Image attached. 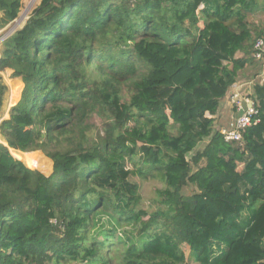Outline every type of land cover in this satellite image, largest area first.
I'll list each match as a JSON object with an SVG mask.
<instances>
[{"label":"trees","instance_id":"trees-1","mask_svg":"<svg viewBox=\"0 0 264 264\" xmlns=\"http://www.w3.org/2000/svg\"><path fill=\"white\" fill-rule=\"evenodd\" d=\"M23 1L0 0V28ZM258 5L39 1L1 45L0 264H184L182 243L197 264H264V84L241 141L207 115L241 70L261 67L248 21ZM7 70L24 84L9 118ZM94 114L103 124L92 143L53 150L85 136ZM155 173L165 207L143 220L130 177Z\"/></svg>","mask_w":264,"mask_h":264},{"label":"rangeland","instance_id":"rangeland-1","mask_svg":"<svg viewBox=\"0 0 264 264\" xmlns=\"http://www.w3.org/2000/svg\"><path fill=\"white\" fill-rule=\"evenodd\" d=\"M258 1H259V5L256 8V10L253 13L249 14L248 16L249 27L253 35L252 37L253 41L258 37L264 38V0H258ZM37 4H38V0H24L21 10L19 12V16L25 17V16L30 15L31 11ZM200 25L202 26V23ZM232 26L236 28L234 25ZM1 45H0V53H1ZM241 56H243V52L238 53V57H241ZM252 67L255 69V72L251 76V78L255 77L261 70V67L258 63L253 64ZM1 74L3 76L4 82L9 87L8 91L5 94V100L2 105V111L4 113L5 118H9L11 107L17 104L22 97L24 84L20 78L12 77L11 70L3 71L1 72ZM130 90L131 89L128 87L124 88L123 95L127 100L129 99ZM216 119H215L216 121L215 128L220 129V130L222 128H228L229 123L231 122L229 119L227 122L221 123L219 118H216ZM102 124H103L102 117L98 114H94L92 117L86 119L85 123L82 126V130L85 133V136H79V132H77L76 135L71 136L70 138H63V143L59 145L58 147H53V150L57 148H60V150L74 148L75 142L81 141V140H85L87 144L92 143L94 141L93 139L96 138L98 133L102 131ZM174 133H176L175 130H174ZM3 141L4 140L1 138V135H0V142L3 143ZM207 141L208 139H204L203 141H201L197 145L195 150L188 155V159L190 161L192 160V156L197 151H200L204 148ZM29 152L34 153V154H39L43 156L45 160H48L49 164L51 163V167H49V169L43 173L47 176L52 174L53 160L50 157H48L45 152L41 150H34V151H29ZM128 167L130 169H134L135 165L133 162L129 161ZM130 180L139 185V193L141 196V200L137 208L145 209L148 212V214H146L143 217V220L150 219L151 215H153L156 211L165 207L162 203V196L158 194V191L161 189H164L166 185H165L164 179L160 175H158V173H155L152 176H149L148 178H143L138 175H132L130 177ZM195 191H196V186L192 184H189L183 190L185 194H189V195L193 194ZM126 229H128V227H126ZM120 230L123 232V228H120ZM182 248L186 254V261L184 264H197L194 261V259L190 257L189 246L186 243H182ZM115 261L117 262V259H115Z\"/></svg>","mask_w":264,"mask_h":264},{"label":"built area","instance_id":"built-area-1","mask_svg":"<svg viewBox=\"0 0 264 264\" xmlns=\"http://www.w3.org/2000/svg\"><path fill=\"white\" fill-rule=\"evenodd\" d=\"M25 18H27V16H18L15 20L7 24L5 27L0 28V45L5 39H7L18 28L21 27V23H23ZM253 57L255 58V60L261 63L260 72L249 82V86L254 89L256 84H264L263 37H259L256 39L254 43ZM230 101L238 114L236 118L230 123L229 127L221 129V132L224 134V137L227 141L239 142L242 140V130L253 123V115L258 112L257 104L254 98L241 93L239 87H237V90L231 94Z\"/></svg>","mask_w":264,"mask_h":264},{"label":"crops","instance_id":"crops-1","mask_svg":"<svg viewBox=\"0 0 264 264\" xmlns=\"http://www.w3.org/2000/svg\"><path fill=\"white\" fill-rule=\"evenodd\" d=\"M39 1L40 0H38V3H39ZM28 18H29V15L27 16V18L24 19L23 23L21 24V27L24 25V23L27 21ZM0 55H1V53H0ZM253 64H249L246 68H244L243 70H241L239 72L237 80L230 87V89L228 90L226 96L221 99L220 106L218 108L217 113L215 115H210L208 113L207 114L208 116L214 117L215 119L219 118L221 123H225L229 119L232 122L236 118L238 113H237L236 109L233 107V105L231 104L230 96H231V94L233 92H235L237 90V87H239L241 93H243L244 95H249L250 97L253 98L254 89L249 86V82L253 78L256 77L255 76V77L251 78V76L255 72V69L252 67ZM230 123H229V125H230ZM4 144H7V143H4ZM10 150H11V153H12L13 149H10Z\"/></svg>","mask_w":264,"mask_h":264}]
</instances>
